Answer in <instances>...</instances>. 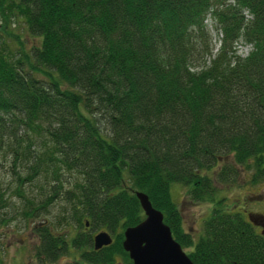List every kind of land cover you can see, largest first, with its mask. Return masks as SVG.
I'll return each mask as SVG.
<instances>
[{
    "label": "trees",
    "instance_id": "1",
    "mask_svg": "<svg viewBox=\"0 0 264 264\" xmlns=\"http://www.w3.org/2000/svg\"><path fill=\"white\" fill-rule=\"evenodd\" d=\"M0 11L41 38L30 56L0 38V155L22 183L44 177L39 196L23 197L25 215L58 206L90 224L72 235L46 221L39 258L72 250L73 264H133L124 233L146 218L143 193L195 264H264V226L216 199L243 175L264 183V0H0ZM174 183L192 203H214L199 242ZM100 231L113 243L97 251Z\"/></svg>",
    "mask_w": 264,
    "mask_h": 264
},
{
    "label": "rangeland",
    "instance_id": "2",
    "mask_svg": "<svg viewBox=\"0 0 264 264\" xmlns=\"http://www.w3.org/2000/svg\"><path fill=\"white\" fill-rule=\"evenodd\" d=\"M206 26L211 47L216 54L221 45L222 35L216 29V22L212 17L209 16L206 19ZM0 38L6 44L7 50L17 56H21L22 52L30 56L34 48L41 47V38L33 36L24 21L13 16L7 25L2 22L0 16ZM238 51L241 56H247L250 48L240 44ZM207 61L209 62V59ZM11 159L12 156L9 153L0 155V201L6 199L7 202L0 209V218H5L7 221L0 228V264H73L79 255L72 250L57 262L39 258L40 237L36 229L43 228L46 221H55L60 230L70 226L73 229L72 235L76 232H87L89 227L80 228L75 219H65L60 216L62 210L58 206H55L45 217H38L34 220L26 216L23 197L39 196L41 194L40 185L44 177L40 175L36 179L37 186L29 182L22 183L23 180L12 170L15 165L11 163ZM248 180V175H243L236 185L220 186L216 199H225V204L228 205L230 211L242 212V209L246 207L249 212L262 213L264 211V183L252 185ZM187 191L188 188L183 185L177 183L171 185L172 198L181 211L184 229L195 242H199L204 236V224L212 215L214 203L194 204L188 199ZM191 250L192 248L185 249L186 252ZM117 262L124 264L120 258Z\"/></svg>",
    "mask_w": 264,
    "mask_h": 264
},
{
    "label": "water",
    "instance_id": "3",
    "mask_svg": "<svg viewBox=\"0 0 264 264\" xmlns=\"http://www.w3.org/2000/svg\"><path fill=\"white\" fill-rule=\"evenodd\" d=\"M137 197L146 218L139 225L125 231L123 243L133 264H195L164 222L163 213L153 207L147 195L137 193ZM250 219L255 221L253 216ZM259 220L264 223V215ZM89 225L86 221V227ZM112 243L113 237L107 231H100L94 236L97 251Z\"/></svg>",
    "mask_w": 264,
    "mask_h": 264
},
{
    "label": "flooded vegetation",
    "instance_id": "4",
    "mask_svg": "<svg viewBox=\"0 0 264 264\" xmlns=\"http://www.w3.org/2000/svg\"><path fill=\"white\" fill-rule=\"evenodd\" d=\"M242 215H245V216H247V217H249V215H251V216H253V218H254V220H257L258 221V225H255V224H253L252 223V221H250L253 225H255L258 229H263V226H264V223H262L261 221H259V217L261 216V215H264V211L262 212V213H252V212H249L248 210H247V208L246 207H244L243 209H242V212H240ZM251 220V219H250ZM263 225V226H262Z\"/></svg>",
    "mask_w": 264,
    "mask_h": 264
}]
</instances>
